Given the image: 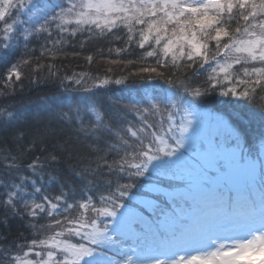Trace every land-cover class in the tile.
Wrapping results in <instances>:
<instances>
[{
    "label": "snow or ice",
    "instance_id": "1",
    "mask_svg": "<svg viewBox=\"0 0 264 264\" xmlns=\"http://www.w3.org/2000/svg\"><path fill=\"white\" fill-rule=\"evenodd\" d=\"M33 41L34 67L10 61L5 91L22 90L23 63L30 83L86 94L136 77L139 99L111 116L88 99L68 104L58 118L72 136L49 148L45 129L26 149L39 142L43 155L0 159V224L28 218L31 236L4 235L0 264H264V0H0V54ZM99 41L121 45L109 54L139 50L111 63L140 66L101 79L41 63L91 65L82 53ZM19 116L6 108L0 122ZM73 139L87 193L52 194L51 166L73 156Z\"/></svg>",
    "mask_w": 264,
    "mask_h": 264
},
{
    "label": "trees",
    "instance_id": "2",
    "mask_svg": "<svg viewBox=\"0 0 264 264\" xmlns=\"http://www.w3.org/2000/svg\"><path fill=\"white\" fill-rule=\"evenodd\" d=\"M119 46H121L119 43L109 45L103 41L88 45L82 56L92 54L94 59L91 65L83 58L72 57L71 55H68L67 58L57 57L54 60L44 58L41 59V63H54L58 67L63 65L59 67L62 73L79 71L92 77L99 76L101 79L105 77L126 76L140 65L113 64L111 61L135 59V56L139 55V50H136L133 55H117L115 51L109 54V47L115 48ZM97 47L102 48L103 51L97 52ZM33 49H35V52H33ZM67 51L71 53L73 49L69 48ZM39 54V44L36 41L29 44L27 48L23 42H20L15 45L14 50L7 56L0 54V73L6 74V66L10 61H19L22 58L29 59L34 67ZM20 70L23 79L22 90L21 87L17 86L15 91L11 89L5 91L3 87L4 82L0 80V111L7 108L20 113L19 118L10 123L0 122V159L10 154L17 156L18 160L24 162L25 166L35 155H43L40 152L41 145L39 142L34 152L26 150L39 132L45 129L49 132H55V137H50L48 141L49 148H51L52 142L62 141L72 136L70 128L58 118L61 111L67 110L66 106L68 104L75 106V101L88 99L111 116L117 112L119 107L128 105L139 99L137 93L132 90L139 87L138 78L136 77H131L127 86L105 85L93 88L91 93L86 94L83 90L79 89L64 91L59 85V81L55 78L41 80L39 83H30L29 81L33 78V73L28 65L21 63ZM89 86L91 87V83ZM162 86V81H156V87ZM53 100L57 101V103H53ZM209 103L212 104V101ZM127 119L131 120L132 116L129 115ZM21 136L23 139L20 138ZM69 144L74 149V154L71 158L64 157L59 164L51 166L58 177V182L49 185L48 190L52 194H58L61 185L65 187L75 185L72 190L78 197L81 192L86 194L87 189L84 187L85 181L74 175V172H78L81 167L80 161L76 158V152L83 153L86 150L82 147L77 148L74 139L69 141ZM3 172L4 169L0 167V175ZM98 184L99 190L103 191L104 184L102 182H98ZM77 188L80 191H77ZM3 218L2 211H0V220H3ZM29 222L28 218H9L6 226L0 224V239H3L4 235L8 236L9 241H16L17 243H23V240L18 239V237H28L30 239L31 236L27 229ZM40 223H47V221H40Z\"/></svg>",
    "mask_w": 264,
    "mask_h": 264
}]
</instances>
